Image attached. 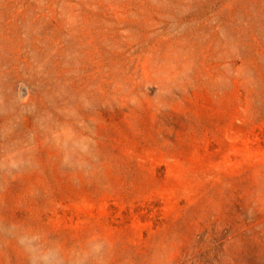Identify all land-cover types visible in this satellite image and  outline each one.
Wrapping results in <instances>:
<instances>
[{
    "label": "rangeland",
    "instance_id": "rangeland-1",
    "mask_svg": "<svg viewBox=\"0 0 264 264\" xmlns=\"http://www.w3.org/2000/svg\"><path fill=\"white\" fill-rule=\"evenodd\" d=\"M0 264H264V0H0Z\"/></svg>",
    "mask_w": 264,
    "mask_h": 264
}]
</instances>
